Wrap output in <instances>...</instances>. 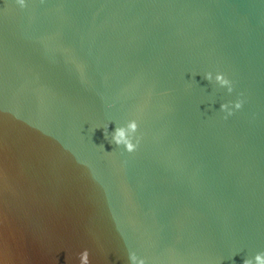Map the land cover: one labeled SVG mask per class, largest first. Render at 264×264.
I'll list each match as a JSON object with an SVG mask.
<instances>
[{
	"label": "water",
	"instance_id": "water-1",
	"mask_svg": "<svg viewBox=\"0 0 264 264\" xmlns=\"http://www.w3.org/2000/svg\"><path fill=\"white\" fill-rule=\"evenodd\" d=\"M131 118L126 153L111 133ZM83 248L90 264L264 251V0H0V256Z\"/></svg>",
	"mask_w": 264,
	"mask_h": 264
},
{
	"label": "clouds",
	"instance_id": "clouds-1",
	"mask_svg": "<svg viewBox=\"0 0 264 264\" xmlns=\"http://www.w3.org/2000/svg\"><path fill=\"white\" fill-rule=\"evenodd\" d=\"M15 3L24 9L26 6V0H15ZM204 79L214 84L220 89H224L227 94L233 92L232 81L221 71H206L203 73ZM242 107V101L237 98L234 101H229L220 104L219 111L225 114V118L231 116L234 111L239 110ZM108 128V124H104L105 131ZM138 122L136 118L127 119L119 126H116L111 133V143L116 145L117 149H121L126 153H133L137 150L141 137L137 134ZM78 264H90L89 250L83 248L75 254ZM128 264H146V259L139 256L136 252L130 251L127 254ZM0 264H4L3 257L0 256ZM242 264H264V251H258L254 255L247 256L243 259Z\"/></svg>",
	"mask_w": 264,
	"mask_h": 264
}]
</instances>
